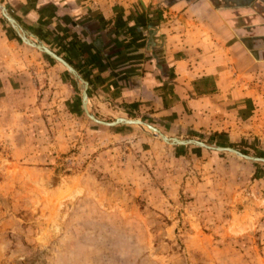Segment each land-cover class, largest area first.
<instances>
[{
	"label": "rangeland",
	"instance_id": "374dc122",
	"mask_svg": "<svg viewBox=\"0 0 264 264\" xmlns=\"http://www.w3.org/2000/svg\"><path fill=\"white\" fill-rule=\"evenodd\" d=\"M7 2L28 38L64 57L60 33L32 27ZM82 88L0 11V264H264V162L99 124ZM86 105L104 121L138 118L264 158V104L245 122L200 130L95 104L88 90Z\"/></svg>",
	"mask_w": 264,
	"mask_h": 264
},
{
	"label": "crops",
	"instance_id": "0c3cea01",
	"mask_svg": "<svg viewBox=\"0 0 264 264\" xmlns=\"http://www.w3.org/2000/svg\"><path fill=\"white\" fill-rule=\"evenodd\" d=\"M7 1L60 33L95 104L190 130L240 124L264 104V0Z\"/></svg>",
	"mask_w": 264,
	"mask_h": 264
},
{
	"label": "water",
	"instance_id": "95a60500",
	"mask_svg": "<svg viewBox=\"0 0 264 264\" xmlns=\"http://www.w3.org/2000/svg\"><path fill=\"white\" fill-rule=\"evenodd\" d=\"M0 11H1L2 15L9 21L11 26L15 29L17 34L21 37V39L25 43H27L33 47L38 48L39 50L45 52L47 55L51 56L53 59L60 62L63 66H65L67 68V70L71 74H73L77 79H79L82 82V86H83L82 92H81L82 107H83V110L85 111V113L87 114V116L89 118H91L93 121H95L99 124H103V125H113V124H118V123L137 124L140 126H145L154 135H158L162 140H164L165 142H168V143H178V144L195 143V144H198L200 146H204L206 148H211V149H215V150H227V151L233 152V153H235V154H237L243 158L264 162L263 157L250 156V155L242 153V152H240V151H238L232 147L211 145V144H207V143H205L201 140H197V139H179V138H175V137H169V136L165 135L163 132L159 131L157 128L153 127L151 124L143 122V121L139 120L138 118L130 119V118L115 117V119L113 121H109V122L98 119L92 113H90L88 108H87L86 99H87L88 82L78 72V70L69 61H67L64 57L60 56L59 54H57L55 51H53L49 47L45 46L44 44H42L40 42H33L27 36H25V34L20 31L17 22L14 20L13 17H11L9 15L7 8L2 3H0Z\"/></svg>",
	"mask_w": 264,
	"mask_h": 264
},
{
	"label": "bare ground",
	"instance_id": "6f19581e",
	"mask_svg": "<svg viewBox=\"0 0 264 264\" xmlns=\"http://www.w3.org/2000/svg\"><path fill=\"white\" fill-rule=\"evenodd\" d=\"M12 17V16H11ZM19 29H21L20 27H19ZM21 32H23L26 36H27V33L25 32V31H23L22 29H21ZM28 37V36H27ZM30 39V38H29ZM30 40H32V39H30ZM33 42H40V41H34V40H32ZM40 43H42V44H44L43 42H40ZM45 45V44H44ZM45 46H47V45H45ZM48 47V46H47ZM51 49V48H50ZM122 118H125V117H122ZM130 119H133V118H130ZM139 120H141V119H139ZM104 121V120H103ZM106 122H109V121H111V120H105ZM141 121H143V120H141ZM143 122H145V121H143ZM146 123H148V122H146ZM150 124V123H149ZM152 125V124H151ZM153 127H155V128H157L156 126H154V125H152ZM145 127V126H144ZM159 131H161L159 128H157ZM162 132V131H161Z\"/></svg>",
	"mask_w": 264,
	"mask_h": 264
}]
</instances>
